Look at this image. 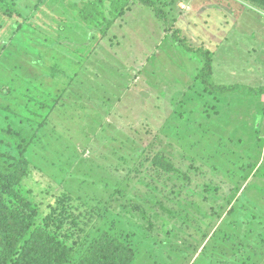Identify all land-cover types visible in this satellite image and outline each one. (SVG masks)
I'll return each mask as SVG.
<instances>
[{
    "label": "rangeland",
    "instance_id": "obj_1",
    "mask_svg": "<svg viewBox=\"0 0 264 264\" xmlns=\"http://www.w3.org/2000/svg\"><path fill=\"white\" fill-rule=\"evenodd\" d=\"M85 1L16 0L15 15L0 12V42H5L0 45V127L28 126L34 135L23 186L37 199L69 191L87 211L98 213L89 222L95 231L112 228L131 241L132 264H264V104L253 118L249 108L255 96L242 102L231 94L208 93L193 78L203 67L199 49L204 48L215 53H210L217 72L208 78L211 84H263L264 8L249 0H172L170 15L185 37L184 47L171 36L173 23L136 3L86 58L72 56V63L67 58L71 74L59 73L56 88L64 87L71 97L63 101L65 115L53 113L46 126L49 119L36 116L40 107L22 93L28 92L24 81L42 70L53 84L48 70L53 64L57 70L67 49L48 45V38L68 34L79 45L72 26L81 24ZM13 35L32 41L40 60H30L11 43ZM251 45L261 56L248 52ZM72 78V86L64 84ZM104 94L107 101L95 104L90 98ZM214 96L223 103H212ZM110 103L112 112H104ZM215 106L217 118L211 116ZM83 110L89 118L83 122V112L75 124L73 115ZM237 110L249 111L248 118L236 119ZM250 117L261 125L252 127ZM0 150L18 156L13 139L1 131ZM155 151L168 156L179 173L155 174ZM251 163L260 175L254 170L245 176ZM184 180L188 200L177 187Z\"/></svg>",
    "mask_w": 264,
    "mask_h": 264
},
{
    "label": "trees",
    "instance_id": "obj_2",
    "mask_svg": "<svg viewBox=\"0 0 264 264\" xmlns=\"http://www.w3.org/2000/svg\"><path fill=\"white\" fill-rule=\"evenodd\" d=\"M15 1L0 0V12L7 17L15 15V9L17 8L13 5ZM249 1L264 8V0ZM105 3L106 0H86L81 6L79 11L81 24L76 23L72 26L79 45H75V41H71L68 34L57 35L52 39L48 38L50 40L48 45L51 43L52 45L60 44L67 49L63 50L62 54L65 58L61 64L57 65V70L54 67L56 64H53V67L48 70V75L54 77L52 85H50L51 81L46 82L44 79L46 74L42 73V70L41 74H37V76L25 78L26 88L24 90L27 89L28 92L22 93L27 99L32 100L33 105L40 107L41 114L36 111L38 112L35 113L36 116H41V120L44 118L49 119L48 124H45L46 126L53 123V113L56 116L65 115L63 107L67 104L63 101L69 100L71 97L65 96L64 87L59 90L56 88L60 78L59 73L71 74L66 67L67 58L70 59V63L73 61L72 56H76L79 60L86 58L96 42L107 35L115 20L118 19L122 22L123 16L136 3L151 8L159 19L173 23L175 29L170 30L172 31L170 33L173 40L181 46L188 47L185 37L180 35L182 33L181 28H176V25H174L175 17L170 15V10L173 9L174 5L172 0H111L106 3L108 6ZM176 8L179 12L182 11L177 4ZM78 31L81 35H78ZM79 36L80 39H78ZM21 39L13 35L10 42L17 43L18 47L23 48L29 55L30 60H40L41 51L39 53V48L29 39ZM63 39L68 41L67 44H63ZM1 44L3 45L5 42H0ZM69 48H71V51ZM70 52L71 54H69ZM199 53L204 64L196 78L204 85L208 93L232 90L233 87L230 85L214 86L210 84L208 77L212 73V56L204 48H200ZM72 81L73 78L72 80L66 79L64 84L70 86ZM244 88L256 95L264 93L262 87ZM30 89H32V92H30ZM34 90L36 92H33ZM71 91L73 92V90ZM90 98L95 104L101 101L100 98L102 101H107L105 94L102 96L90 95ZM112 104L110 103V106ZM93 109L96 112H102L97 107H93ZM83 112L85 110L78 111L76 115H73L75 124L79 122L77 116ZM104 112L109 113L106 109ZM85 117L89 118L87 112H85V116L81 117L83 122ZM56 122L58 123V120ZM29 128L28 126L26 128L21 126L0 127V131L4 136L13 139L18 153V156L14 157V154H7L0 150V264H132L136 256V249L131 241L112 231V228L106 227L95 231L94 226L89 225V222L90 220L93 222V215L97 216L98 213L87 211L83 207L84 204L69 191H62L56 195L42 193V197L37 199L30 189L23 186L22 182L28 177L30 169L26 151L32 141V136H34ZM60 130L62 131L61 128ZM177 138L181 140L180 136ZM158 151H155L151 156V163L153 167L157 168L155 174H159L161 171L179 173L180 169L174 165L173 161ZM255 164L248 165L249 170L245 171V176L248 177L254 170L259 171L258 175H260V168ZM181 175L184 179L188 178L185 173ZM84 178L89 180L90 175L87 174ZM241 181H244V179L242 178ZM188 186V183H184L182 186L177 187L179 190L183 187L181 191L183 193ZM203 186L204 193L208 187H211L209 184ZM184 194L185 199L188 200L189 192L184 191ZM43 206L45 209H43ZM88 212L89 219L86 221L84 216Z\"/></svg>",
    "mask_w": 264,
    "mask_h": 264
},
{
    "label": "crops",
    "instance_id": "obj_3",
    "mask_svg": "<svg viewBox=\"0 0 264 264\" xmlns=\"http://www.w3.org/2000/svg\"><path fill=\"white\" fill-rule=\"evenodd\" d=\"M180 3V2H179ZM264 35V34H263ZM218 38V41H219V43H217L216 42V50L218 49V47L222 44V42H223V36H219V37H217ZM217 38H216V40H217ZM175 44V43H174ZM232 48V47H231ZM248 49H250L248 52H251V51H255V47L253 46V45H251V47H249L248 46ZM263 49H264V39H263ZM210 53H212V54H214V57H215V53L214 52H210ZM255 53L258 55V57L259 56H261V55H259V53H257V51H255ZM248 55L250 56L251 55V53H248ZM264 57V56H263ZM251 58H254L253 56L251 57ZM105 64L106 63H103V64H101L102 66L104 65L105 66ZM203 60H201L200 61V66L202 65L203 66ZM232 70V69H231ZM260 69H258L257 71H259ZM195 75H194V73H193V71H189V76H190V78L193 76V78H195L196 76H197V74L200 72L198 69H196L195 71ZM233 72V70L231 71V73ZM217 72H215V70L213 69V58H212V73H211V75L208 77V78H210V77H213L214 75H217L216 74ZM233 74V73H232ZM231 74V75H232ZM236 77H239L238 75H236ZM197 79V78H196ZM222 80H224V79H222ZM263 80H264V78H263ZM208 81H209V79H208ZM210 82V81H209ZM213 82V81H212ZM243 82H246V81H243ZM248 83H243V85H241V83L242 82H236V83H226L225 81H224V83H222V81L220 82V83H215L214 82V84H212V85H214V86H217V85H222V84H225V85H230V86H232L233 88H232V90H229V91H227V92H219V91H215V94L217 95V93H222V94H220V95H223V94H225V95H228V94H231L232 95V97L234 98V97H239L238 98V101H239V99H242L243 101L242 102H244V100H245V98L247 97V96H255L254 98H255V100H253V101H251L250 103L251 104H253L250 108H249V111H250V109H251V116L253 117V118H257V116H258V114H259V111L261 110L260 108H261V106H262V104H264V93H261V96L260 95H256V94H250L251 92H245V88L244 87H252V88H259V87H262V88H264V82H263V84H260L259 82H258V84H260V85H252V82H249V81H247ZM211 84V83H210ZM72 86V85H71ZM240 90H243L244 92H241ZM240 91V92H239ZM214 93V92H213ZM243 96V97H242ZM70 100V99H69ZM223 99H221V98H218V97H215L214 96V101L212 102V103H223V101H222ZM93 105H94V103H93ZM92 105V106H93ZM230 104H228V106H229ZM216 107L217 106H215V109H214V107L212 108V109H214V112H213V115H211L213 118H217V117H219L220 116V112L218 111V107H217V109H216ZM109 109H106L109 113H111L112 112V106H110V107H108ZM221 110H223V107H221L220 108ZM229 111V110H228ZM249 111H247V112H242V111H239V110H237V111H235V113H236V119H243V118H245V117H247V116H244V114H249ZM232 113H234V112H232ZM210 116V117H211ZM210 117H205V118H210ZM230 117H231V114H230ZM252 117H250V120L252 121L251 122V126L252 127H254V128H256V127H258V126H260L261 125V121H260V119H254L253 120V118ZM248 118V117H247ZM257 121H260V123L259 122H257ZM257 122V123H256ZM262 125H264V116L262 117Z\"/></svg>",
    "mask_w": 264,
    "mask_h": 264
}]
</instances>
